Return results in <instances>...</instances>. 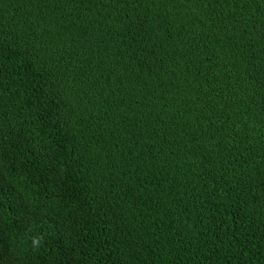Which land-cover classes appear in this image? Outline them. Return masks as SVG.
<instances>
[{"label":"trees","instance_id":"1","mask_svg":"<svg viewBox=\"0 0 264 264\" xmlns=\"http://www.w3.org/2000/svg\"><path fill=\"white\" fill-rule=\"evenodd\" d=\"M0 264H264V0H0Z\"/></svg>","mask_w":264,"mask_h":264}]
</instances>
